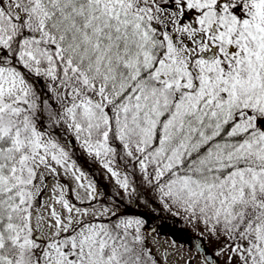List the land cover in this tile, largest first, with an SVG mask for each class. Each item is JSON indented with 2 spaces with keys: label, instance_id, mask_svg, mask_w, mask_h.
<instances>
[{
  "label": "snow or ice",
  "instance_id": "6c2138e0",
  "mask_svg": "<svg viewBox=\"0 0 264 264\" xmlns=\"http://www.w3.org/2000/svg\"><path fill=\"white\" fill-rule=\"evenodd\" d=\"M163 214L264 264V0H0V264H162Z\"/></svg>",
  "mask_w": 264,
  "mask_h": 264
},
{
  "label": "rangeland",
  "instance_id": "374dc122",
  "mask_svg": "<svg viewBox=\"0 0 264 264\" xmlns=\"http://www.w3.org/2000/svg\"><path fill=\"white\" fill-rule=\"evenodd\" d=\"M108 176L106 173L103 174V177ZM109 183L111 184V186L113 188H115V185L112 181L108 180ZM70 184L69 186H71L70 188L74 187V185L72 184L71 181H69ZM69 188V189H70ZM69 195H71V192H69ZM44 202L48 203L50 202L48 200V197L45 196L44 197ZM57 208H59V205H57ZM168 215V214H167ZM169 218L172 219H180V222L185 223L182 224V230L183 232H187V236H191L195 234V229H193L190 225H188L186 222H184L182 220V218L180 217H171L170 215H168ZM151 229H155V228H149L146 229L145 231V236L147 238L148 244L149 246L152 248L153 252L155 253V255L161 259L162 264H176V256L179 255L180 257H182L180 264H183V260L187 259V257L189 255H193V253H189L187 248L188 246L186 244H184V242L182 240H178V238H173L171 237L169 234L166 235H159L158 232H154L151 231ZM175 241V244L173 243ZM183 246V247H181ZM180 248V252H176V249ZM167 251L169 253V257L167 261L163 260V253ZM196 264H200V261L197 260Z\"/></svg>",
  "mask_w": 264,
  "mask_h": 264
},
{
  "label": "trees",
  "instance_id": "16d2710c",
  "mask_svg": "<svg viewBox=\"0 0 264 264\" xmlns=\"http://www.w3.org/2000/svg\"><path fill=\"white\" fill-rule=\"evenodd\" d=\"M79 163L83 164V160L79 161ZM85 171L97 182V186L101 192H103L107 197H109L108 202H111L112 198L116 197L117 189L113 188L109 183V179L103 177L102 170L94 163H89L87 167H85ZM147 194L146 189H142ZM182 223L180 219H172L169 218L167 214H163L159 218L150 219L149 222L145 225V231L149 228L159 229V235L169 234L171 237L178 238V240H182L183 242L188 239L187 232H183ZM161 225H164L161 227ZM186 225V224H185Z\"/></svg>",
  "mask_w": 264,
  "mask_h": 264
}]
</instances>
